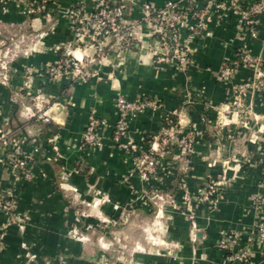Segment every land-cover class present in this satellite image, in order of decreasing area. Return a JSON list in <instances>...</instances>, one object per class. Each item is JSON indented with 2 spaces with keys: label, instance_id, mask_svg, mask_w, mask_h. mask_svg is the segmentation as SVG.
Masks as SVG:
<instances>
[{
  "label": "crops",
  "instance_id": "1",
  "mask_svg": "<svg viewBox=\"0 0 264 264\" xmlns=\"http://www.w3.org/2000/svg\"><path fill=\"white\" fill-rule=\"evenodd\" d=\"M117 1L135 25L132 39L126 46L106 41L100 51L79 44L73 54L86 64L84 82L49 81L42 71L64 55L67 11L90 13L92 0L0 1V137H19L32 160L31 178L18 182L14 217L0 213V264H231L218 239L246 235L260 216L250 199L264 183V92L249 93L239 114L219 73L231 65L232 83H240L264 72V16L253 29L209 17L202 40L183 29L190 64L181 72L154 62L157 46L140 22L142 4L158 9L178 0ZM240 52L256 64H240ZM148 98L161 107L128 122L138 152L162 151L155 178L145 182L133 173L132 153L113 144L112 129L118 100ZM91 119L103 125L98 145L87 148L82 134ZM169 120L192 137L190 155L160 146ZM7 151L0 142V190L12 179ZM180 179L190 192L222 182L217 207L198 214L193 233L180 207ZM251 264H264L257 245Z\"/></svg>",
  "mask_w": 264,
  "mask_h": 264
},
{
  "label": "built area",
  "instance_id": "2",
  "mask_svg": "<svg viewBox=\"0 0 264 264\" xmlns=\"http://www.w3.org/2000/svg\"><path fill=\"white\" fill-rule=\"evenodd\" d=\"M3 1V0H0ZM6 1V0H4ZM94 10L86 13L80 7H71L66 16L72 23L70 39L65 43L62 58L43 68V74L49 81H57L62 76L74 77L80 81L87 80L86 64L77 58L73 51L82 44L84 49L100 51L106 41L126 46L132 39L135 25L128 24L125 17L126 7L117 0H92ZM141 24L146 25L150 36L154 39L157 49L154 51L156 64H170L179 71L185 72L190 64L187 47L182 42V32H186L202 40L208 31L207 19L216 17L233 18L237 27L253 29L264 16V0H233L226 3L217 0H178L168 1L158 9L144 3L140 6ZM185 16L192 23L185 22ZM79 45V46H78ZM238 61L242 65L256 64L255 58L248 52L238 53ZM234 69L224 64L219 73V81L229 85L233 91L231 107L239 114L243 113L244 101L249 93L264 92V72H258L255 77L240 83H232ZM161 107L159 101L148 98L141 100H118L115 103L116 117L112 129L113 144L132 153V170L141 181L153 180L159 168L161 149L140 153L128 138V122L144 111H156ZM44 122L49 118L38 115ZM160 141V146L170 144L182 150L184 155H190L193 149V139L177 129L170 120ZM103 122L91 119L83 134V146L92 148L98 145V129ZM0 142L7 146L4 159L5 165L12 174L8 186L0 190V213L12 219L17 204L18 182L31 178V158L23 148L19 137L1 134ZM221 181H210L190 192L185 179H180L179 188L182 191L180 207L190 232L197 230L198 214L211 212L217 207ZM160 200L161 197H158ZM250 204L260 215L246 235L233 231L222 235L216 246L224 253V259L231 264H251L252 247L257 245L264 251V183L259 192L252 195Z\"/></svg>",
  "mask_w": 264,
  "mask_h": 264
},
{
  "label": "trees",
  "instance_id": "3",
  "mask_svg": "<svg viewBox=\"0 0 264 264\" xmlns=\"http://www.w3.org/2000/svg\"><path fill=\"white\" fill-rule=\"evenodd\" d=\"M168 125V124H167Z\"/></svg>",
  "mask_w": 264,
  "mask_h": 264
}]
</instances>
